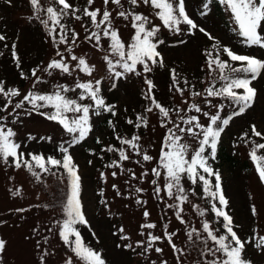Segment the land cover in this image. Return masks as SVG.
I'll list each match as a JSON object with an SVG mask.
<instances>
[{"label": "rangeland", "instance_id": "obj_1", "mask_svg": "<svg viewBox=\"0 0 264 264\" xmlns=\"http://www.w3.org/2000/svg\"><path fill=\"white\" fill-rule=\"evenodd\" d=\"M213 1H217L224 18L219 19L213 13L211 5ZM69 2L80 9L75 15L81 16V19L76 20L70 13L62 18L61 23L78 33L77 43L73 45V54L85 58L87 63L94 67L91 76L79 70L73 71L72 75L58 70L52 71L51 75L44 72L43 69L52 59H60V57L56 56V46L53 45L44 26L34 17V10L29 0H11V3L8 0H0V34L6 37L4 41H0V81L4 83L6 90L14 88L21 93V96L10 98L12 104L7 111H0V117H5L3 123L16 132L14 140L21 145L20 150L25 153V159L30 160L28 153L41 154L45 158L52 156L62 159L58 146L63 144L69 147L72 141L71 135L58 123L49 121L35 112L31 115L25 114L30 108L27 104L23 109L14 112L15 104L28 91L52 94L55 90L54 86L61 84L74 88L77 78L82 83L102 81L101 95L107 104L115 105L114 111L117 114L115 116L107 112L99 116L92 114L93 131L83 141L69 147V153L81 178L82 211L90 226L77 225L84 243L99 251L106 264H163L165 261L167 264H206L207 261L215 258L211 255H200V249L204 247L202 241L206 238V234L202 232V222L208 220L214 229L220 227L210 211H207L204 217H200L193 209V205H198L201 209H210L209 198L204 197L202 185L193 186L186 178L182 180L189 196V202L182 205L184 209L182 215L186 224H181L176 219L174 210L168 208L169 204H174L176 201L169 199L163 191L160 193L161 198L158 199L154 192L156 185L151 181L156 178L151 174V169L157 166L167 129L161 126L162 118L158 110L154 108L153 112L146 111V107L150 104V101L145 99L147 85L144 83V78L147 76L155 85L153 89L155 99L170 109L184 110L180 115H196L201 123L207 125V117L202 113L187 111L188 104L196 102L209 114H219L222 119L231 117L229 125L221 134L216 158L209 160V163L220 173L223 194L228 200L225 210L233 217L234 225L237 226L234 230L242 240L252 241L246 245L245 257L252 264H264V249L255 248V241L264 236V182H261L249 155L254 143H264V140L251 134L252 125L264 133V72L252 82L251 87L256 89L257 95L252 107L242 115H234L238 111V105L229 99L206 97V93L205 96L193 98L192 91L204 92L213 82L216 83V87L221 86L218 70L209 72L205 56L207 51L213 50L214 41L209 40L198 29L189 34L186 25H181L179 34L173 33L163 28L155 15V10L150 9V6L141 3L139 7L133 8L127 0H121L125 9L147 15L154 25L160 26L158 39L163 40L164 43L158 45L157 51L163 58V67L159 64L153 65L150 73H143L142 66L138 65L137 70L142 73L140 76L130 73L117 79L110 76L104 59L109 55L106 49L110 42L102 38L104 50H98L93 47L94 42L85 39L89 30H96L89 18L83 16L82 10L88 7L86 0H69ZM203 2L204 0H186V11L190 18L200 27L205 28L215 40L232 48L237 54L264 59V49L247 47L242 43L241 38L233 31L235 25L230 12L219 3V0H212L206 15H202L205 11ZM40 5L42 8L48 6L60 8L55 0H40ZM103 8V0H94L90 10H103ZM107 8L112 12L113 26L119 30L121 39L126 45L131 43L134 29L131 28L130 21L117 16L116 13L121 9L112 4L111 0ZM40 18L47 19V16L41 12ZM222 19L226 21V26ZM49 27H56V32L59 33V26L50 23ZM69 38L71 43V32ZM13 44L19 57V67L12 56ZM66 47L67 45H59L60 51L64 52L66 62L75 69L76 62L72 61L70 55L64 51ZM109 58L113 61L117 59L115 56ZM221 59L228 58L222 53ZM230 63L235 67L240 66V62L230 61ZM34 68L40 69L37 76L41 77V82L36 83L35 87L33 84L36 78L31 75V70ZM173 69L180 87L186 89L183 96L172 88ZM21 73L24 74V78ZM185 80L188 81L187 85L184 84ZM79 94V89L65 93L68 98L77 100ZM185 100L188 104L184 103ZM208 101L211 105L219 107L209 106ZM6 102L3 95H0V109ZM78 102L89 103L88 100H78ZM42 111H51V109ZM68 115L71 117L73 114L68 113ZM138 115L147 119L146 127L142 125L136 128L135 124L127 123L129 119L135 122ZM170 116L171 119L179 122L175 111L171 112ZM110 120L115 131L108 123ZM181 126L187 127V125ZM244 133H248V136L241 139ZM177 134L182 136L181 143L189 145L190 156L198 147V140L185 133L177 132ZM133 135L140 137L138 150L151 155L152 161L144 162L142 156L136 154L137 150L128 145H121L116 138L119 136L131 139ZM29 136L35 139H29ZM41 137L51 139H41ZM109 146L124 149L130 159L120 161L118 151H107L106 148ZM257 154L264 155V149L259 150ZM113 161L119 163L121 167H107ZM47 167L48 171H43L33 165L32 171L37 173L34 176L25 167L17 169L12 164L11 158L8 164L0 161V239L6 242L5 251L0 254L2 255L0 264H41V256L45 252L48 255L44 256V264H66L69 257L72 258L73 264H82L58 235L60 224L57 222H62L66 218L63 206L69 192L68 176L63 168L51 165ZM129 169L131 172L128 171ZM146 171L148 175L143 176ZM113 172L116 173L115 177L112 175ZM101 173L104 174L103 178ZM132 173L138 178L133 179ZM208 179L214 186L215 177ZM164 183V176L161 175L157 184L163 188ZM113 185L116 187L114 188ZM137 187L143 191L137 193L135 191ZM193 188L196 195H192ZM17 190L19 195H13ZM137 200L143 203L138 204ZM253 207L256 210L255 215L252 212ZM18 209L23 211H17ZM145 211L149 213L147 219L143 215ZM145 223H154L157 227L142 228ZM164 225H167L169 233H175L173 243L181 251L174 252L172 246L163 238L162 241L153 244L148 252H144L143 247H135L137 241H145L147 246L149 232L162 236ZM120 228L124 229L123 233L119 231ZM192 228L200 230L201 235L197 238L194 233L190 241L187 232ZM218 234H222V229ZM122 235H127L130 239L122 240L120 239ZM128 243L133 245L135 251L124 247ZM117 245L121 246L117 247ZM207 246L215 247L210 240ZM156 247L163 251L155 252Z\"/></svg>", "mask_w": 264, "mask_h": 264}, {"label": "snow or ice", "instance_id": "obj_2", "mask_svg": "<svg viewBox=\"0 0 264 264\" xmlns=\"http://www.w3.org/2000/svg\"><path fill=\"white\" fill-rule=\"evenodd\" d=\"M11 3V0H8ZM33 10L34 17L40 20L44 26L48 35L52 39V43L56 46V56L60 59H52L47 66L43 69L48 75L52 74V71L58 70L61 73L72 75V72L79 70L89 76L92 75L94 67L90 66L86 59L78 57L73 54V45L77 43L78 33L75 30L68 29V27L61 23L63 17L68 16L70 13L75 16L76 20H80L81 16L75 15L80 9L75 8L69 0H55V3L60 5L57 9L53 6L42 8L40 0H29ZM88 7H85L83 16L89 18L92 26L96 29L90 31L85 37L86 40L94 42L93 47L98 50H104L101 43L102 38L107 39L110 43L106 51L109 55L104 57L108 72L110 76L115 78L125 77L127 74L134 73L140 76L141 71L137 70V66H142L143 73H150L152 66L159 64L163 67V58L161 53L157 51L158 45L163 44L164 41L158 39V33L160 32V26L154 25L149 16L137 13L135 11L125 9L121 0H111V3L116 5L119 10L116 14L118 17L123 18L126 21H130L131 28L134 29V34L131 37V43L125 44L121 39L119 30L113 26L112 12L108 10L107 6L110 0H103L104 8L90 10L94 0H86ZM212 0H204L202 15H206L207 8ZM127 3L133 8L139 7L140 4L150 6V9L155 10V15L161 22L163 28L179 34L181 32V25H186L189 34L193 33V30H199L209 40H213L212 49L205 53L207 57V66L209 72H219L218 80L221 84L220 87H216V83L205 89L204 92L192 91L191 96L195 97H221L231 100L238 105V111L234 115H242L247 109H250L255 101L257 91L251 87V84L256 80L262 72H264V59H259L252 55L237 54L232 48L222 45L219 41L215 40L205 28L200 27L186 11V0H127ZM221 5H224L230 12L234 21V29L236 35L242 40V43L247 47H259L264 49V0H219ZM44 12L47 19H41L40 13ZM99 17V18H98ZM53 26H59V33L56 32V27H49V24ZM69 32H71V43H69ZM6 37L0 34V41H4ZM183 42V41H181ZM67 45L65 52L70 55L72 61L76 62L75 69L71 68L65 60L64 52L60 51L59 45ZM15 44L12 45V56L15 60L17 67L20 66L19 57L15 51ZM226 55L227 60L221 59V54ZM109 56H115L117 59L113 61ZM231 62H240L239 67L233 66ZM121 69L118 71L117 69ZM39 68L31 70V75L35 77L33 87L36 83L41 82V77L37 76ZM22 78L24 74L21 73ZM172 88L176 92L183 96L185 88L180 87L179 80L172 70ZM144 83L147 85V92L145 93V99L150 101L149 106L146 107L147 112H153L154 108L158 110L159 116L162 118L161 126L167 129L161 147V152L157 161V166L151 169V174L156 178L151 181L153 185H156L154 192L158 199L161 198L160 193L163 191L169 199L176 201L174 204H169L168 208L174 210L176 219L181 224H186L183 218L182 205L189 202V196L187 190L182 184L183 179H187L191 185H202V191L205 198H209L210 209H201L198 205H193V209L197 211L200 217H204L207 211H210L216 218V223L220 227L213 228L208 220L202 222V232L206 234V238L202 241L204 247L200 249L201 256L211 255L215 257L213 260L207 261L206 264H252L244 255L246 245L252 243L251 240H242L237 232L234 230L233 217L225 210L228 206V200L223 194L221 187L220 173L215 171L209 163V160H215L217 154V146L221 137V134L225 130V127L229 125L230 119H222L219 114H209L207 111L199 106L198 103L193 102L188 104L185 100L184 103L188 104L187 111H194L195 113H202L207 117L208 123L205 125L201 123L200 119L196 115L186 116L180 115L184 110L176 108L170 109L159 103L153 95V89L155 85L153 81L147 76L144 78ZM101 80L80 82L79 79L75 81L74 88H69L67 85H55V90L52 94H38L34 91H28L23 95L22 99L14 106L13 111L23 109L25 104L30 108L25 114L31 115L33 112L45 117L49 121L58 123L62 128L71 135V145L83 141L92 131L91 115H101L104 112L111 113L115 116L117 113L114 111L115 105H109L101 95ZM184 84L187 85L188 81L185 80ZM113 87L115 85L113 84ZM80 90L78 97L79 101L88 100L89 103H80L77 99L68 98L65 93L69 91ZM171 90V89H170ZM242 90V91H240ZM0 95H3L6 104L0 111H7V108L12 104L11 97L21 96L18 89L4 87V83L0 81ZM209 106L219 107L218 105ZM43 109H51V111H42ZM175 111L177 114V120L171 119L170 113ZM68 113L73 115L69 117ZM12 115V113H9ZM5 117H0V161L4 164L9 163L11 158L12 164L19 169L25 167L32 172V175L36 176L37 173L32 171L33 165L43 171H48V165L52 167L63 168L68 176L69 192L67 195L66 203L63 206L65 219L57 223L60 224L59 238L63 241L64 245L75 255V257L82 262V264H106L99 251L87 246L84 243L83 237L77 228V225H88V221L82 211V204L80 200V176L78 175L77 166L73 162V157L69 153V147H65L63 144L58 146L59 152L62 154V159H57L52 156L45 158L41 154L28 153L29 159H25V153L21 151V145L15 142L14 137L16 132L7 127L3 121ZM15 122V120L13 121ZM109 125L115 127L113 122L108 121ZM128 124H135L136 128H140L142 125L147 126L148 121L144 116L138 115L136 121L129 119ZM172 125V127H169ZM181 125H187L182 127ZM179 133H185L198 140V147L189 156V145L181 143L182 136ZM251 134L255 137H259L264 140V133L257 130L255 125L251 127ZM248 133H244L241 139H245ZM121 145H128L131 148L137 150L136 154L142 156L144 162H150L153 157L146 152L141 153L139 149L138 141L140 137L133 135L131 139L116 137ZM29 139H35L33 136H29ZM41 139H51L50 137H41ZM99 143V140H97ZM264 149V143L255 144L252 151L249 153L251 160L255 164L256 171L261 182H264V155H258V151ZM107 151H118L119 160H129V155L126 154L124 149H116L109 146ZM140 161H137L139 163ZM107 167H121L119 163L113 161L112 164ZM131 172V170H128ZM103 173L101 177L103 178ZM113 177L116 173H112ZM143 176H147L148 172H144ZM164 176L163 188L157 184V180ZM215 177V185L213 186L208 177ZM132 178L137 179L136 175L132 173ZM115 188L116 186L113 185ZM213 187L215 190H213ZM175 190V191H174ZM137 193H141L143 189L137 187L135 189ZM13 195H19V190L13 193ZM102 195V193H101ZM192 195H196L195 188L192 189ZM138 204L143 203L137 200ZM219 205V206H218ZM17 211H23L18 209ZM253 215L256 214V210L253 207ZM145 219L148 218L149 213L144 212ZM90 227V226H89ZM146 229H155L157 227L154 223H145L141 226ZM222 229V234L221 233ZM121 233L124 232L123 228H120ZM196 234L197 238L200 237V230L192 228L187 232V237L191 241L193 234ZM144 235V233H140ZM93 235H95L93 233ZM175 233H169L167 231V225H164V231L162 236L153 235L151 232L147 236V246L145 241H137L135 247H143L144 252H148L152 245L157 241L166 239L172 246L174 252L181 251L177 249L173 243V236ZM122 240H129L130 237L122 235ZM211 241L215 247H208V241ZM121 245H117L120 247ZM6 242L0 239V254L5 251ZM126 249L135 248L131 243L124 245ZM256 249H264V236L255 241ZM155 252L160 253L163 249L156 247ZM183 254V253H181ZM219 254V255H217ZM48 255L47 252L41 256V264H44V256ZM2 259V255H0ZM66 264H73L71 257L68 258ZM167 264V262H163Z\"/></svg>", "mask_w": 264, "mask_h": 264}, {"label": "trees", "instance_id": "obj_3", "mask_svg": "<svg viewBox=\"0 0 264 264\" xmlns=\"http://www.w3.org/2000/svg\"><path fill=\"white\" fill-rule=\"evenodd\" d=\"M211 5H212V7H213V13L215 14V16L217 17V18H224V15H223V12H222V10L220 9V6L217 4V1H213L212 3H211ZM223 20V22H224V25L226 26L227 25V23H226V21L224 20V19H222ZM219 73V72H218ZM107 149V148H106ZM105 163H106V159H105V162H104V165H105Z\"/></svg>", "mask_w": 264, "mask_h": 264}]
</instances>
